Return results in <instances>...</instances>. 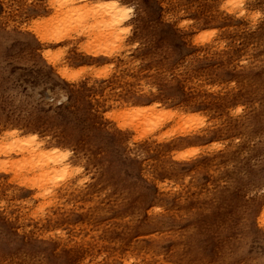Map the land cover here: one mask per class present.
Returning a JSON list of instances; mask_svg holds the SVG:
<instances>
[{
	"label": "rangeland",
	"instance_id": "rangeland-1",
	"mask_svg": "<svg viewBox=\"0 0 264 264\" xmlns=\"http://www.w3.org/2000/svg\"><path fill=\"white\" fill-rule=\"evenodd\" d=\"M51 1L0 0V148L70 165L0 154V264H264V0H117L107 42Z\"/></svg>",
	"mask_w": 264,
	"mask_h": 264
},
{
	"label": "bare ground",
	"instance_id": "bare-ground-1",
	"mask_svg": "<svg viewBox=\"0 0 264 264\" xmlns=\"http://www.w3.org/2000/svg\"><path fill=\"white\" fill-rule=\"evenodd\" d=\"M55 1L56 0L51 1L53 5V8L51 9L52 19L50 20V22H53L51 24V28H54L56 27V25H58L57 27L62 26V29L67 31L70 25L78 24L79 26H83L84 24H87L89 22L90 17L88 15H91L92 18L94 19V24L92 23L93 21L89 24H93V26L98 30V34L100 35H103V33L107 32L105 34L106 42L109 40H112L113 39L112 36H118L119 33L123 32V27L125 23L124 21L128 14L126 13V8L122 6V4L117 0H96L94 2H89V3L87 1L86 3H84L82 2V0H57L59 1V4L57 5L59 7L57 9L55 8L56 6ZM84 11L85 13L83 14ZM89 24L85 26L83 29L80 28V31L85 30L89 26ZM77 33L78 31L75 34ZM50 35L51 34H49L48 36V33H43L42 39L44 40L50 39L54 41H59V40L64 39L63 36H59L58 34L57 35L55 34L53 36L51 35L53 37V39H51ZM50 53L52 52H50L48 48L43 49L44 56L50 57L49 56ZM46 60H47V57H46ZM50 61H52L51 62L52 64L54 63L58 66V69L60 70V72L61 71L64 72V69L62 68V66H60L61 64L59 63L57 59H53L51 57ZM144 112L145 111H140L141 114H144ZM17 135H19L17 134V132L8 133V131H6L2 135L1 139L3 140V138H6L8 142L5 143L4 147L0 148V154L5 155V156L11 155V154L18 155V154H23L24 152H27V154H24L21 157V159H16L14 157L12 158V167L13 169H15V171L21 170L22 168L26 167L25 166L26 162L28 163V167H27L28 171H32L34 167H38L42 171L40 172L38 176V180H35V182L41 183L43 181V180H40L41 178L53 179L54 177H57V174L61 172H66L67 170H69L70 165H69L66 154L60 152L57 149H54L50 152L49 150L45 149L42 144L36 145V143H34L35 139L27 138L25 140V139L18 137ZM10 145H15V149L10 148ZM26 145L31 146V148L26 147ZM17 149L19 151H17ZM36 158H37V161H35ZM2 164L3 166L6 165V163H2ZM38 187L44 190H48L42 183L39 184Z\"/></svg>",
	"mask_w": 264,
	"mask_h": 264
}]
</instances>
